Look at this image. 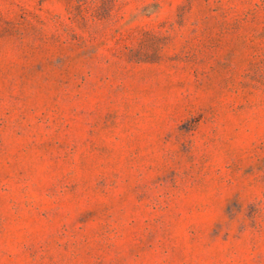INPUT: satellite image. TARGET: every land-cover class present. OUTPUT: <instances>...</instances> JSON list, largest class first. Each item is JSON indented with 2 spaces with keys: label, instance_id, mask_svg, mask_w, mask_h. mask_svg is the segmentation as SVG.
I'll list each match as a JSON object with an SVG mask.
<instances>
[{
  "label": "rangeland",
  "instance_id": "obj_1",
  "mask_svg": "<svg viewBox=\"0 0 264 264\" xmlns=\"http://www.w3.org/2000/svg\"><path fill=\"white\" fill-rule=\"evenodd\" d=\"M0 264H264V0H0Z\"/></svg>",
  "mask_w": 264,
  "mask_h": 264
}]
</instances>
